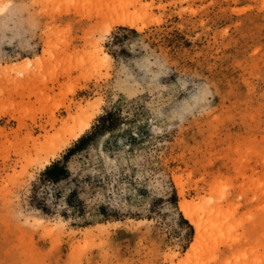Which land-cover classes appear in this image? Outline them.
<instances>
[{"label": "rangeland", "instance_id": "1", "mask_svg": "<svg viewBox=\"0 0 264 264\" xmlns=\"http://www.w3.org/2000/svg\"><path fill=\"white\" fill-rule=\"evenodd\" d=\"M0 264H264V0H0Z\"/></svg>", "mask_w": 264, "mask_h": 264}, {"label": "bare ground", "instance_id": "2", "mask_svg": "<svg viewBox=\"0 0 264 264\" xmlns=\"http://www.w3.org/2000/svg\"><path fill=\"white\" fill-rule=\"evenodd\" d=\"M115 22H117L118 24H124V25H130V26L135 25L131 22V20L127 21L124 19H118L117 21L114 20V23ZM84 107H86V108L89 107V109H90V106L86 105ZM76 108L77 109H75V110L73 109L74 110L73 111L74 113L72 112L73 114L72 113H69V115L67 114L68 116H66V118L63 117L64 119L63 118L60 119L61 121L58 119L60 121L58 126L59 125L60 126L59 127L57 126L55 131H54L55 127H53V125H50L53 127L52 133L51 132L49 133L48 131H46L45 133H43L42 136L33 138L31 140L30 147L27 149V152H25V157H30V159H31L30 163H32V162L33 163H35V162H39V163L47 162V160L49 159L48 155L53 153L59 144L61 145V143H64L66 140L68 141V138H70V137L73 138V136H78V133L81 132L83 130V128L87 125L88 121L90 120L89 119L90 116H89L88 112H86L87 109H85L83 107L82 108L76 107ZM90 110H93V109H90ZM90 115H93V114L90 113ZM59 121H57V122H59ZM54 122L55 121L51 122V124ZM53 154L50 156H53ZM40 165L42 166V164H40ZM184 208L182 207L183 210H184ZM185 216H187V218H189V220L191 222L195 223V218L193 217V215L186 212Z\"/></svg>", "mask_w": 264, "mask_h": 264}, {"label": "trees", "instance_id": "3", "mask_svg": "<svg viewBox=\"0 0 264 264\" xmlns=\"http://www.w3.org/2000/svg\"><path fill=\"white\" fill-rule=\"evenodd\" d=\"M86 139V136L80 137L76 144L71 147L68 152L72 151L74 148L80 146ZM66 170L65 168L60 165L58 162H53L51 164H49L48 166H46L42 172H41V176L42 178L46 179V180H55L56 178L66 174ZM42 211H45V208H39Z\"/></svg>", "mask_w": 264, "mask_h": 264}]
</instances>
